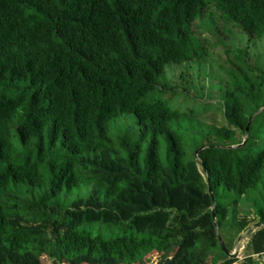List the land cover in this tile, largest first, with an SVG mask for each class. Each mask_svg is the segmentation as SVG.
<instances>
[{
  "label": "trees",
  "instance_id": "16d2710c",
  "mask_svg": "<svg viewBox=\"0 0 264 264\" xmlns=\"http://www.w3.org/2000/svg\"><path fill=\"white\" fill-rule=\"evenodd\" d=\"M210 7L246 39L224 50L219 124L188 77L211 59L193 29ZM255 41L264 0H0V264H264Z\"/></svg>",
  "mask_w": 264,
  "mask_h": 264
},
{
  "label": "rangeland",
  "instance_id": "374dc122",
  "mask_svg": "<svg viewBox=\"0 0 264 264\" xmlns=\"http://www.w3.org/2000/svg\"><path fill=\"white\" fill-rule=\"evenodd\" d=\"M218 16L219 15L214 10V8L210 7L207 10V14L202 19L195 22L193 26L195 34L198 37H202V33L203 35L209 36L212 39L214 46L209 49V51L212 53L209 64H205L203 67H201L200 70H196L195 68H193L192 70L190 69L188 75V77H190L194 83V88H192V95L208 103L211 107L205 113V120L210 123L213 122L217 124L222 122L220 111L221 109H219L221 103L220 95L222 94L223 89L226 86L225 76L222 72V69H220V64H222L221 61L225 58L224 50L231 49L236 46L242 47L246 44V39L238 29H233L232 33H230L227 37L221 38L223 36V34L221 33L224 32L225 26L218 18ZM214 29H217L218 31L214 32ZM222 40L225 41V44H223ZM263 46L264 41H255L254 43L250 44L249 48L251 52L260 53L262 52ZM182 70L183 69L179 66L175 68V71L173 73L174 76L172 78L175 82H181L180 74ZM196 71H198V75ZM77 193L79 192L77 191ZM245 202L247 201L242 198V201L240 203L241 206L239 207V216L240 218L253 220L255 218L254 212L252 209L248 208L246 204L242 205ZM252 227L253 225H251L250 228ZM125 231L127 233H130L131 230L126 229ZM101 232L103 233V235L109 237L117 233H121L122 228L119 225L103 224ZM222 234L224 235V242L226 243V246L229 247L230 252H234L236 248L239 249L237 258L239 260V263L242 262L245 255L244 247L249 239L247 232L245 231L242 233H238L236 228H230L226 230L223 229ZM254 258L256 260L259 259V261L261 260L257 256H254ZM40 262L41 264H51L46 257L41 258Z\"/></svg>",
  "mask_w": 264,
  "mask_h": 264
},
{
  "label": "water",
  "instance_id": "95a60500",
  "mask_svg": "<svg viewBox=\"0 0 264 264\" xmlns=\"http://www.w3.org/2000/svg\"><path fill=\"white\" fill-rule=\"evenodd\" d=\"M248 125H249V124H248ZM247 132H248V126H247V128H246V133H247ZM198 151H199V150H197L196 155L198 154ZM209 192H210V194H211L212 201L214 202V198H213V195H212V192H211V187H210V185H209ZM212 217H213V219H214V221H215V214H214V211L212 212ZM259 226H262L261 223H259ZM250 229H251V228H250ZM218 240H219L220 245H221L222 248H223V243H222V240H221V238H220L219 236H218ZM225 252H226V254H227L228 257H230V258H237L238 254H239V249L236 248V249L234 250V252H229V251L225 250Z\"/></svg>",
  "mask_w": 264,
  "mask_h": 264
}]
</instances>
